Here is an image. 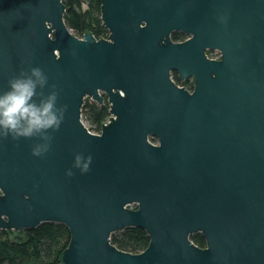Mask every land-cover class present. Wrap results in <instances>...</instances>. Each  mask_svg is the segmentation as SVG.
<instances>
[{
	"label": "water",
	"instance_id": "95a60500",
	"mask_svg": "<svg viewBox=\"0 0 264 264\" xmlns=\"http://www.w3.org/2000/svg\"><path fill=\"white\" fill-rule=\"evenodd\" d=\"M64 11L62 0H0V89L39 67L44 93L66 106L44 155H32L36 138L0 139V229L64 224L53 264H264V50L256 70L243 55L255 30L264 46V0H100L98 38L74 35ZM174 31L191 36L174 42ZM170 68L195 74V89ZM99 90L109 115L96 133L81 106L102 103ZM76 155L91 156L87 172ZM132 226L149 237L135 253L110 240Z\"/></svg>",
	"mask_w": 264,
	"mask_h": 264
},
{
	"label": "trees",
	"instance_id": "16d2710c",
	"mask_svg": "<svg viewBox=\"0 0 264 264\" xmlns=\"http://www.w3.org/2000/svg\"><path fill=\"white\" fill-rule=\"evenodd\" d=\"M62 1L64 22L74 35L81 36L87 31L97 38L107 35L100 20V0ZM108 114L106 101L98 104L85 99L81 106V116L89 123V129H99ZM18 234L20 237L0 229V264L57 263L69 240L67 227L57 222H42ZM190 239L198 246L205 245L200 233L191 234ZM110 240L117 248L135 253L146 247L149 237L144 229L132 226L111 233Z\"/></svg>",
	"mask_w": 264,
	"mask_h": 264
},
{
	"label": "clouds",
	"instance_id": "9594fccd",
	"mask_svg": "<svg viewBox=\"0 0 264 264\" xmlns=\"http://www.w3.org/2000/svg\"><path fill=\"white\" fill-rule=\"evenodd\" d=\"M48 78L39 67H32L8 81L6 89H0V139L13 140L36 138L32 155L42 156L50 148L52 133L59 130L66 106L57 105L58 93H44ZM51 130V131H49ZM91 156L76 155L73 167L87 172ZM69 176L72 172H67Z\"/></svg>",
	"mask_w": 264,
	"mask_h": 264
},
{
	"label": "flooded vegetation",
	"instance_id": "af4514ba",
	"mask_svg": "<svg viewBox=\"0 0 264 264\" xmlns=\"http://www.w3.org/2000/svg\"><path fill=\"white\" fill-rule=\"evenodd\" d=\"M174 32H175L174 35H172L173 32L170 34V38L172 41L178 43L186 41L191 36L190 34H187L183 31H174ZM243 50H244L243 55H244L245 63L252 66L255 62V70L259 69L261 67V56L264 50V46L261 35L257 33L256 30L255 33L251 35L249 39H247V36L244 37ZM203 56L207 60H213V61L220 60L221 51L215 47H206L203 49ZM211 76L214 77V72H211ZM169 78L177 87L184 88L189 93H191L195 89L196 75L193 73L180 75L177 69L170 68ZM99 93L103 97V102L105 101L107 102L105 93L101 90H99ZM85 99H87L88 101L96 102L91 97H85L84 100ZM148 140L152 143H157V138L153 134H148ZM12 234L16 236L18 233L13 232Z\"/></svg>",
	"mask_w": 264,
	"mask_h": 264
},
{
	"label": "built area",
	"instance_id": "2783aa9c",
	"mask_svg": "<svg viewBox=\"0 0 264 264\" xmlns=\"http://www.w3.org/2000/svg\"><path fill=\"white\" fill-rule=\"evenodd\" d=\"M81 119H82V116H81ZM83 121V120H82ZM107 121V117L102 121V123H104V122H106ZM83 123H84V121H83ZM101 123V124H102ZM84 125L87 127V129L89 130V131H91V132H96V133H98V132H100V127H101V125H100V127H99V129H89L88 128V126L84 123Z\"/></svg>",
	"mask_w": 264,
	"mask_h": 264
},
{
	"label": "rangeland",
	"instance_id": "374dc122",
	"mask_svg": "<svg viewBox=\"0 0 264 264\" xmlns=\"http://www.w3.org/2000/svg\"><path fill=\"white\" fill-rule=\"evenodd\" d=\"M82 120L84 121V123L88 126V122L86 121V119H84L83 117H82Z\"/></svg>",
	"mask_w": 264,
	"mask_h": 264
}]
</instances>
